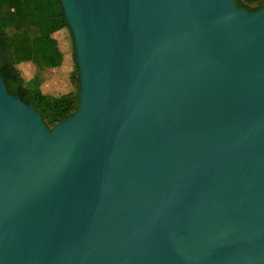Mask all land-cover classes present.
<instances>
[{
  "label": "water",
  "instance_id": "water-1",
  "mask_svg": "<svg viewBox=\"0 0 264 264\" xmlns=\"http://www.w3.org/2000/svg\"><path fill=\"white\" fill-rule=\"evenodd\" d=\"M59 1L73 113L0 75V264H264V6Z\"/></svg>",
  "mask_w": 264,
  "mask_h": 264
},
{
  "label": "trees",
  "instance_id": "trees-1",
  "mask_svg": "<svg viewBox=\"0 0 264 264\" xmlns=\"http://www.w3.org/2000/svg\"><path fill=\"white\" fill-rule=\"evenodd\" d=\"M253 1L257 0H235L238 7L252 11L264 6L263 0L250 7ZM22 19L38 33L30 37L19 30ZM0 44L10 55L9 69L1 71L8 92L32 104L48 125L68 118L78 104L79 78L72 33L60 1L0 0ZM40 65L55 72L52 93L24 86Z\"/></svg>",
  "mask_w": 264,
  "mask_h": 264
},
{
  "label": "rangeland",
  "instance_id": "rangeland-1",
  "mask_svg": "<svg viewBox=\"0 0 264 264\" xmlns=\"http://www.w3.org/2000/svg\"><path fill=\"white\" fill-rule=\"evenodd\" d=\"M261 1L263 0L249 2L248 5L250 7H255ZM20 22L21 24L19 26V30L26 32L28 35H30V37L38 33V30L35 27H31L27 25V22L25 19H22V21ZM54 75H55V72L52 68L46 65H40L35 68L33 78L29 82L25 83L24 86L27 89H33L35 87H40L43 93H52V91L55 89L54 87L55 81L53 79ZM44 122L46 123L48 127H52L53 125H55V124L48 125L46 121Z\"/></svg>",
  "mask_w": 264,
  "mask_h": 264
},
{
  "label": "flooded vegetation",
  "instance_id": "flooded-vegetation-1",
  "mask_svg": "<svg viewBox=\"0 0 264 264\" xmlns=\"http://www.w3.org/2000/svg\"><path fill=\"white\" fill-rule=\"evenodd\" d=\"M246 10L252 11L251 9H246ZM9 67H10V55L5 50V47L0 44V75H1V71H6L9 69Z\"/></svg>",
  "mask_w": 264,
  "mask_h": 264
}]
</instances>
